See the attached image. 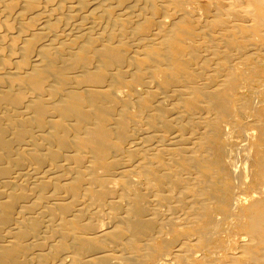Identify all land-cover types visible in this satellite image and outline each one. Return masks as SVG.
<instances>
[{
  "label": "bare ground",
  "instance_id": "6f19581e",
  "mask_svg": "<svg viewBox=\"0 0 264 264\" xmlns=\"http://www.w3.org/2000/svg\"><path fill=\"white\" fill-rule=\"evenodd\" d=\"M0 264H264V0H0Z\"/></svg>",
  "mask_w": 264,
  "mask_h": 264
}]
</instances>
